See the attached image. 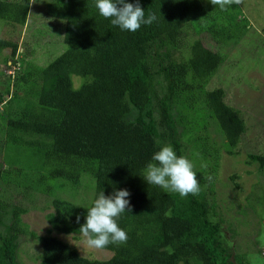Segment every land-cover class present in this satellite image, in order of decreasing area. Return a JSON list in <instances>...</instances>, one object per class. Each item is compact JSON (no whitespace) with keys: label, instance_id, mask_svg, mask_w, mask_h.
I'll use <instances>...</instances> for the list:
<instances>
[{"label":"trees","instance_id":"trees-1","mask_svg":"<svg viewBox=\"0 0 264 264\" xmlns=\"http://www.w3.org/2000/svg\"><path fill=\"white\" fill-rule=\"evenodd\" d=\"M45 2V16L64 22L65 50L43 66L25 63L14 93L9 81L0 90V264H21L18 239L27 234L38 241L37 264H247V253L225 246L228 231L242 230L224 218L218 188L220 148L239 154L246 124L222 87L208 88L224 59L216 46L235 40L230 28L241 27L240 12L228 26L222 15H212L219 6L209 0H139L145 17L155 13L157 20L129 32L102 17L95 0ZM28 7V0H0V20L21 29ZM7 47L11 56L18 51L16 42L0 38V51ZM209 121L221 144L198 135ZM189 122L187 131L196 133L186 142L201 190L181 197L149 185L142 175L164 145L186 156L178 128ZM253 162L264 174V154L248 151L245 163ZM227 179L241 192L236 173ZM91 181L89 200L60 196L88 190ZM119 189L130 192L131 212L118 220L128 239L101 249L111 252L108 258L82 256L52 234L81 235L99 194ZM236 207L244 223L248 210ZM33 208L49 209L43 235L22 222Z\"/></svg>","mask_w":264,"mask_h":264},{"label":"rangeland","instance_id":"rangeland-1","mask_svg":"<svg viewBox=\"0 0 264 264\" xmlns=\"http://www.w3.org/2000/svg\"><path fill=\"white\" fill-rule=\"evenodd\" d=\"M45 1L38 0L37 3L28 7L26 23L21 29H13L0 20V38L16 42L18 46V51L14 56H11V48L7 47L0 51V90L9 81V93H14L13 81L25 63L43 66L65 50L64 22L45 16L44 10L47 4ZM237 11L240 15L236 13ZM212 12L213 16H216L215 13L222 15L224 24L227 25L230 17L235 18L238 15L241 24L237 30L233 26L230 28L236 34L235 40L222 42L216 46L224 59L208 81V88L217 86L223 88L225 101L240 112L246 124V132L237 146L239 154L229 155L220 148L221 158L218 170V176L221 179L218 183L220 208L224 211V218L230 222L231 227H235L236 231L242 230L237 233L227 230L224 243L232 252L247 253L245 254L247 264H264V174L258 169L256 163H245L248 151L264 154V0H242L239 5L233 4L225 10L218 7ZM242 28L244 29L241 30ZM200 35L206 36L207 34L202 32ZM207 37L212 39L209 34ZM78 81V78H74L75 85ZM17 93L21 94V91L17 90ZM190 118L188 116L187 120ZM192 125L190 122L187 125H181L178 132L186 146V157L193 162L189 152L190 145L186 142L189 136L196 133L194 128L187 131V127ZM198 135L207 136L210 143L221 144L222 137L216 131V126L212 121H209L208 127L200 130ZM2 151L1 149L0 162H4L5 154ZM232 173L238 176L241 192H235L228 184L227 178ZM84 181L89 184L87 180L84 179ZM222 183L226 185L222 186ZM93 186L91 181L88 190L83 189L81 193L76 190L68 196L60 193V196L76 202L83 198L89 200L93 195ZM14 199L20 200L22 196ZM236 203L248 210L243 220L244 223L241 224L239 220H242L243 216L238 213ZM48 211L49 209L42 208L30 209L22 214V222L35 235H43L50 227L45 218ZM52 234L66 242L82 256L106 259L111 255V252L106 250L89 248L82 234H62L55 231ZM36 240V237L31 234L19 237L17 260L21 264L38 263L39 252ZM260 249L263 255L259 254Z\"/></svg>","mask_w":264,"mask_h":264},{"label":"clouds","instance_id":"clouds-1","mask_svg":"<svg viewBox=\"0 0 264 264\" xmlns=\"http://www.w3.org/2000/svg\"><path fill=\"white\" fill-rule=\"evenodd\" d=\"M38 0H28V5ZM213 6L225 10L233 4H241L242 0H209ZM99 14L111 19L114 26L122 31L136 32L142 25H151L157 20L155 13L145 17V10L139 0L130 3L128 0H95ZM142 177L149 185L158 186L166 191L176 192L181 197L189 194L195 196L200 192V184L194 164L186 156H178L171 145H164L151 158ZM207 179L211 181L212 177ZM127 189L114 190L110 195L102 191L95 199L93 206L88 208L86 221L80 226V233L89 248L104 249L109 244L121 245L127 242V233L118 220L125 212H131ZM80 217L77 216V223Z\"/></svg>","mask_w":264,"mask_h":264}]
</instances>
